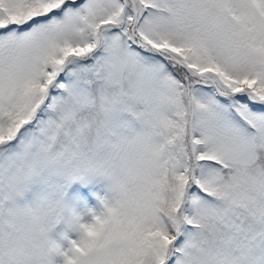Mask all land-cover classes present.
I'll return each instance as SVG.
<instances>
[{
  "label": "snow or ice",
  "instance_id": "snow-or-ice-1",
  "mask_svg": "<svg viewBox=\"0 0 264 264\" xmlns=\"http://www.w3.org/2000/svg\"><path fill=\"white\" fill-rule=\"evenodd\" d=\"M0 264H264V0H0Z\"/></svg>",
  "mask_w": 264,
  "mask_h": 264
}]
</instances>
